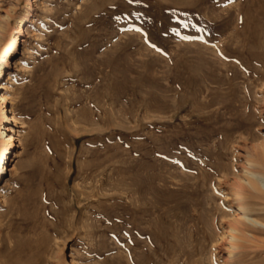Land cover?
I'll return each mask as SVG.
<instances>
[{"label": "rangeland", "instance_id": "rangeland-1", "mask_svg": "<svg viewBox=\"0 0 264 264\" xmlns=\"http://www.w3.org/2000/svg\"><path fill=\"white\" fill-rule=\"evenodd\" d=\"M15 37L0 264H264V0H0Z\"/></svg>", "mask_w": 264, "mask_h": 264}, {"label": "bare ground", "instance_id": "bare-ground-1", "mask_svg": "<svg viewBox=\"0 0 264 264\" xmlns=\"http://www.w3.org/2000/svg\"><path fill=\"white\" fill-rule=\"evenodd\" d=\"M20 32V31H19ZM23 42L21 39H18L17 37L14 38V43H8L6 46L0 49V91H5L8 92L7 87L4 84L5 80V74L7 67L11 65L10 59L14 57L16 54L17 48L19 47V43ZM8 95L0 94V107L1 109V120H0V140L2 141V144H4L6 147L2 151H0V179H1V172L2 171H8L7 170V163L9 162V157L7 156L10 152H13L14 150V144L17 142L16 138L12 134H6L5 132H10L8 126L11 125L12 123H15V119L13 117L12 111H9L7 107L4 105L8 104ZM109 101L107 103L108 106V112L103 111V117L100 118H92L90 121V125H95L96 126H105L106 124L108 125L109 122V116H113V104H112V99L111 97L108 98ZM108 115V117H107ZM111 120V119H110ZM105 124V125H104ZM2 125V126H1ZM88 126V125H87ZM91 127V126H90ZM90 129V128H89ZM4 131V132H3ZM88 131V130H87ZM101 132H104L101 129H95L92 128L88 131V133H96L99 135L100 140H106L107 137L110 135L107 134H102ZM87 133V132H86ZM87 133V134H88ZM84 134V133H83ZM260 148V161L264 165V142ZM11 155V154H10ZM254 165L251 162H248V166L251 168ZM245 175L244 177V183L241 185H238L239 188L245 189V190H250L252 192H258V186L263 187L264 186V177L261 178L258 174L255 172H252L250 170H245L243 172ZM238 191V190H237ZM239 194L237 195V197ZM240 197V196H239ZM242 197V196H241ZM236 198V197H235ZM240 214L238 215V218L241 221H244L248 224H252L255 226H259L264 229V224L256 221L253 218H250L247 214L244 208L240 207L239 208ZM239 232V231H238ZM236 233V229H231V235H230V241H235L236 237L234 234Z\"/></svg>", "mask_w": 264, "mask_h": 264}]
</instances>
